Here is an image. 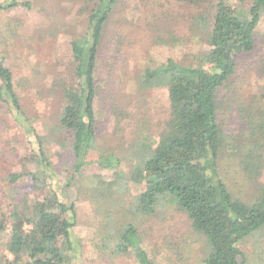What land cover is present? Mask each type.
Here are the masks:
<instances>
[{
  "label": "trees",
  "instance_id": "16d2710c",
  "mask_svg": "<svg viewBox=\"0 0 264 264\" xmlns=\"http://www.w3.org/2000/svg\"><path fill=\"white\" fill-rule=\"evenodd\" d=\"M168 1L191 5L208 2ZM117 2L97 1L88 17L86 34L71 43L72 75L76 83L63 82L60 85L64 106L56 132L61 134V139L71 141L70 148L76 160L74 173L80 174L91 164L89 156L99 147L95 112L97 97H101L102 102L107 101L106 108L110 109L115 120V135L124 120L130 118V107L141 105L143 101L139 99L142 95L152 89L167 88L170 106L159 126L157 144L148 139L133 145L129 179L144 184V188L134 198L131 214L148 217L162 208L175 207L187 215L194 232L204 238L207 253L204 264H248L241 243L264 231V182L259 180L264 170V110L260 116L252 113L246 118L250 140L245 145L247 152L242 155L241 163L247 179L255 187L254 198L249 201L236 197L220 176L219 164L230 146L238 155L242 151V145L235 149L233 141L236 139H230L228 132L224 131L221 113L230 105L229 98L241 72L240 57L253 54L260 47L257 28L264 18V0H251L246 8L216 0L212 11L206 10L191 23L192 35L202 33L209 50L187 54L183 61L169 59L163 64L145 67L133 78L135 90L121 92L124 105H128L125 109L117 103V90L113 93L115 98L109 97V78L122 55L133 48L135 40L117 35L112 37L108 49L103 47L106 26ZM6 3L10 4L7 7L0 5V11L19 6L17 0H6ZM24 6L30 7L29 4ZM160 40L156 38L155 42ZM0 80V100L8 104L17 120H21L24 114L14 77L2 63ZM136 90L135 95L139 97L134 103L132 97ZM38 140L43 147L40 137ZM44 160L41 151L39 165L50 168ZM122 162V155L111 149H102L95 161L100 168L112 170ZM24 176L12 174L10 180L17 182ZM26 176L32 179L36 190L48 189V194L33 204L27 200L23 205L18 203L9 217L0 220V235L8 234L6 250L12 256V259L4 256L0 264H73L76 250L74 228L77 225L75 205L60 199L47 184L46 173L31 172ZM116 176L115 181L106 182L111 195L122 180L118 173ZM99 181V186L92 190L96 198L102 197L100 187L106 185L101 178ZM71 186L69 180L66 187ZM111 215L108 208L107 237L101 242L103 247L110 248L116 256L133 254L137 264H158L144 249L138 227L132 222L111 226ZM184 251L178 256L184 258Z\"/></svg>",
  "mask_w": 264,
  "mask_h": 264
},
{
  "label": "rangeland",
  "instance_id": "374dc122",
  "mask_svg": "<svg viewBox=\"0 0 264 264\" xmlns=\"http://www.w3.org/2000/svg\"><path fill=\"white\" fill-rule=\"evenodd\" d=\"M97 1L17 0L18 7L0 11V63L13 74L24 114L17 120L8 104L0 100V220L9 217L18 203L23 205L27 200L33 204L48 194V189L36 190L32 179L26 176L31 172H43L47 174V184L60 199L76 207L73 264H137L133 254L116 256L101 244L107 237L108 208L112 211L111 226L134 223L142 236L144 249L158 264H204L205 240L194 232L185 213L175 207H166L153 216L131 214L134 198L144 188V184L129 179L133 145L148 139L157 144L159 126L170 106L167 88L152 89L142 95L141 105L130 107V118L124 120L115 135V120L106 108L107 101L102 102V98L97 97L99 147L89 156L91 164L80 174L74 173L76 160L70 148L71 141L61 139V134L56 132L64 106L60 85L76 83L72 75L71 43L86 34L88 17ZM225 1L231 6L245 8L251 3V0ZM9 4L0 0V5L7 7ZM215 4L216 0L200 5L168 0H118L106 26L103 47L108 49L112 37L117 35L133 37L135 44L116 63L109 78V97L117 96L118 105L125 109L128 105H124L121 92L135 90L133 78L145 67L163 64L169 59L183 61L187 54L208 51L202 33L192 35L191 23L206 10L212 11ZM156 38L161 39L156 41L159 44ZM257 38L260 45L257 51L239 59L241 72L231 92L230 105L221 113L224 131L230 139H236L233 141L235 149L242 145V151L238 155L230 146L219 164L220 176L236 197L247 201L254 198L255 187L243 172L241 162L242 155L247 152L245 145L250 140L246 118L252 113L260 116L264 110V18L257 28ZM115 91L117 94L113 96ZM137 92L132 97L134 103L139 97L135 95ZM100 148L121 154V165L113 170L100 168L95 163L101 155ZM41 151L46 158L45 165L50 168L39 165ZM116 173L122 180L111 195L107 183L117 179ZM12 174L25 176L12 182ZM100 178L107 183L100 187L102 197L96 198L92 190L99 186ZM69 180L72 186L67 188ZM259 180L264 182V170ZM7 225L10 227V222ZM8 239V234L0 235V261L4 256L12 259L6 250ZM183 249L184 258L178 256ZM241 249L248 264H264V231L243 241Z\"/></svg>",
  "mask_w": 264,
  "mask_h": 264
}]
</instances>
